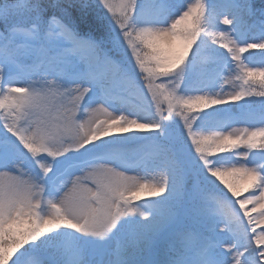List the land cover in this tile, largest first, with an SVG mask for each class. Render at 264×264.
I'll return each instance as SVG.
<instances>
[{"label": "snow or ice", "instance_id": "1", "mask_svg": "<svg viewBox=\"0 0 264 264\" xmlns=\"http://www.w3.org/2000/svg\"><path fill=\"white\" fill-rule=\"evenodd\" d=\"M0 264H264V0H0Z\"/></svg>", "mask_w": 264, "mask_h": 264}, {"label": "rangeland", "instance_id": "2", "mask_svg": "<svg viewBox=\"0 0 264 264\" xmlns=\"http://www.w3.org/2000/svg\"><path fill=\"white\" fill-rule=\"evenodd\" d=\"M184 2L186 3V6L187 7H190L191 5H193V4H195V3H197V0H184ZM201 2H203L202 0H201ZM186 10V9H185ZM221 29H225V28H227L228 26H225V25H222V24H220V26H219ZM218 46V45H217ZM222 87L224 88V90H225V92L227 93V92H233V91H237V90H239V82L238 81H234L232 84H227V83H225V84H223L222 85ZM217 90H219V89H217ZM140 101H137V103H139ZM239 103H243L242 101L241 102H239ZM109 112L112 114V115H115L116 113L115 112H111V110H109ZM126 114V113H125ZM98 115H99V118L100 119H105V118H108V114H106V113H98ZM245 126H247V125H245V124H236V125H234V127H245ZM148 133H144V135H147ZM140 178L142 179V180H144V181H146V182H148V183H154V182H158L159 181V179H160V174L159 173H157V172H151V173H143V172H141L140 173ZM243 194H245V193H243ZM146 199H154V198H152V197H149L147 194H145L143 197H142V201L144 200H146ZM143 210V209H142ZM253 215H256V213H253Z\"/></svg>", "mask_w": 264, "mask_h": 264}, {"label": "trees", "instance_id": "3", "mask_svg": "<svg viewBox=\"0 0 264 264\" xmlns=\"http://www.w3.org/2000/svg\"><path fill=\"white\" fill-rule=\"evenodd\" d=\"M204 1V0H203ZM215 47H218L217 45L215 46ZM221 51H226V50H224V49H221ZM260 57L257 55L256 57H255V60L256 61H260ZM249 193H245V194H243V195H248ZM229 211H230V209L229 208H227Z\"/></svg>", "mask_w": 264, "mask_h": 264}]
</instances>
